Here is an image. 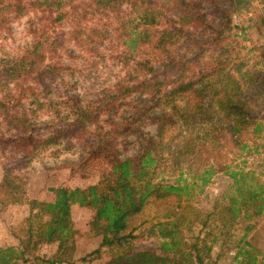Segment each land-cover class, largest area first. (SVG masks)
Here are the masks:
<instances>
[{
  "label": "trees",
  "instance_id": "16d2710c",
  "mask_svg": "<svg viewBox=\"0 0 264 264\" xmlns=\"http://www.w3.org/2000/svg\"><path fill=\"white\" fill-rule=\"evenodd\" d=\"M228 1L235 10L249 2ZM124 5L136 15L134 19L140 18L134 28H128L133 19L125 20ZM30 13H34L40 23L37 27L33 21L30 24L32 43L19 57L7 59L0 69V115H4L8 132H12L13 147L21 154L19 162H28L29 154L39 147L58 143L63 134L74 132L79 135L88 125L98 122L101 111L110 103L134 93L146 99L132 104L128 114L119 121L109 122L111 130L104 132L99 143L76 164L86 173L99 172L97 181L84 187L51 188L52 201L34 200L33 205L39 210L35 214L40 219L38 227L30 226L28 236L18 246H0V264L26 263L29 261L27 255L42 244L57 242L58 251L70 245L75 234L71 221L74 206L86 207L95 213V224L105 226L102 246H112L114 240L120 243L135 237L125 233L131 219L146 205L173 197L180 210H171L165 217L167 220L158 223L162 240L157 247L165 257L152 255L147 259L122 253L108 264H164L169 261L172 264H217L207 262L206 258L212 253L218 237L212 238L213 244H208L197 234L185 249L183 240L187 237L181 229L185 217L183 210L204 192L217 172L223 171L232 179L230 187L235 194L226 197L228 201L221 207L231 220L226 217L219 225H214V232H223L227 220L234 223L238 218L253 222L246 227L249 232L264 214V183L256 181L255 171L244 168L229 171L230 166L214 162L204 165L210 154L221 153L222 141L229 142L232 138L240 143V150H245L249 145L241 140L242 132L250 128L253 133L264 131L253 104L264 95V70L242 72L240 67L238 76L227 71L234 46L226 43L227 38L236 45L235 38L241 37L245 41L246 30L253 27L264 32V15H259L253 25L233 27L241 29L239 35L221 37V31L220 37L216 34L209 40L196 41L194 30L205 27L206 14L200 12L198 4L187 0H0V36L9 31L12 19ZM64 21L69 22L68 29L59 31L62 25L57 24ZM233 28L227 30L231 32ZM115 33H119L117 40L129 53L126 61H133L128 69L129 78L107 87L92 104L75 108V117L67 122L66 129L55 128L47 138L34 139L31 131L36 129L35 123L26 114L12 113L11 102L35 94L33 84H44L46 79L64 69L58 49L63 47L66 39L80 50L89 52L95 44L110 40ZM238 48L237 52H240L244 46ZM260 48L264 59V42ZM217 51L219 55L212 58L215 65L209 69L208 57ZM245 83L247 87L242 86ZM156 108H160L158 113H154ZM148 125L156 126V136L143 137L142 128ZM190 127L196 129L191 131ZM169 130H177L176 138L184 139V144L173 152L172 169L180 172L179 179L174 182L157 179L160 144ZM192 134H195L194 139L190 137ZM119 135H139L141 152L121 158L114 150ZM199 140L204 143L201 153L205 158H200L197 164L204 166L201 172L194 170V181L189 182L182 179V170L188 168L189 171L191 163L195 165L197 150L201 148L195 146V142ZM5 142L9 140L5 139ZM248 206L254 210L250 211ZM194 214V223L203 227L213 215L208 212L205 219L195 210ZM247 246L249 244L245 242L238 255L249 254L247 264H264V257L258 258L256 250L255 255L250 256L252 252L245 249Z\"/></svg>",
  "mask_w": 264,
  "mask_h": 264
},
{
  "label": "rangeland",
  "instance_id": "374dc122",
  "mask_svg": "<svg viewBox=\"0 0 264 264\" xmlns=\"http://www.w3.org/2000/svg\"><path fill=\"white\" fill-rule=\"evenodd\" d=\"M187 1L198 4L200 12L206 14L205 27L194 30L196 41L209 40L216 34L220 37L221 31V37L235 33L239 35L241 29L233 27L253 25L259 15H264V0H246L249 1L248 4H241L239 10H235L228 0ZM122 10L127 12L125 20L133 19L128 24V28H134L140 23L138 20L140 18L134 19L136 15L130 11L128 5H124ZM37 18L34 13H30L11 20L9 31L0 36V69L6 65L7 59L19 57L30 46L33 38L29 27L32 21L35 27L40 25ZM67 23L69 22L64 21L57 24L62 25L61 28H58L59 31L68 29ZM227 28H233V30L229 32ZM118 35L119 33L112 34L110 40L95 44L93 51L89 52L80 50L74 42L66 39L63 47L58 49L64 69L59 70L53 78L46 79L44 84H33L35 94L11 102L12 113L19 116L26 114L35 123L36 129L31 131L34 139L47 138L55 128L66 129L67 122L75 117V108H83L86 104H92L102 96L107 87L118 80L129 78L128 69L133 61L130 60V63L126 61L129 53H127L126 47L118 42ZM230 41L231 39L227 38L226 43H231L234 49L229 57L227 71L230 70L238 76L240 73L237 69L240 67L242 72L264 70V59L260 48L264 42L262 30L255 27L247 29L245 41L241 37L234 39V42H238L237 45L233 43V40ZM240 46H244V48L237 52ZM250 49L253 51L249 52ZM173 53L179 54L176 51ZM211 55L208 57L209 69L215 65L212 58L218 56L219 51L213 52ZM242 86L247 87L248 85L245 83ZM1 97L0 93V99ZM145 99V96L134 93L126 99L108 104L101 111L102 114L97 123L88 125L79 135H74V132L65 136L63 134L58 138V143L39 147L34 153L29 154L28 162L25 160L19 162L21 154L17 153L13 147L12 132H8V124L4 115H0V246H18L21 240L28 236L30 226L35 229L38 227L40 219L35 214L39 210L38 207H35L36 205H33V202L34 200L52 201L54 193L50 191L51 188L84 187L97 181L99 172L86 173L76 164H79L82 158L87 156L88 151L99 143V138L104 132L111 130L109 122L119 121L128 114L132 104ZM253 104L258 121L262 122L264 120V95L258 97ZM182 105L180 103V106ZM159 110L160 108H156L154 113H158ZM190 129L194 131L196 127H190ZM142 132L143 137L144 135L147 137L156 136L157 128L154 125H148L142 128ZM176 133L177 130H169L160 144L161 157L157 169V179L162 178L167 182H174L180 177V172L173 171L171 165L173 152L184 144V139L176 138ZM116 135L117 133H115V137ZM194 135L192 134L190 137L194 139ZM197 135L201 136L199 133ZM174 138L176 139L174 140ZM5 139H8L9 142H5ZM140 139L139 135L127 137L119 135L116 138L114 150L121 158L134 156L141 152ZM241 140L249 145L247 149L240 150V143L232 141V138L229 142L222 141L221 153L210 154V159L204 165L214 162L230 166L229 171L240 168L252 170L256 173V181L264 183V131L260 134L253 133L250 128L242 132ZM203 144L200 140L195 142V146H201L197 150L196 163L195 165L191 163L190 172L187 170L188 168L182 170V179L193 182L194 170L198 172L203 170L204 165L197 164L200 158H205L203 157L204 153H201ZM231 184L232 179L226 172H217L204 188V192L195 200L193 198L190 206L183 210L185 217L181 229L184 231V236L187 237L186 240H183L185 249L197 234L200 238H205L208 244H213L212 238L218 237L217 242L213 244L212 253L206 258L207 262L247 264L250 258L249 254L238 255V251L245 242L249 244L245 249L252 252L250 256L253 257L257 251L259 252L258 258L264 257V224L262 223L264 214L249 232H246V227L252 225L253 222H247L240 218L234 223L227 220L223 232H219L220 230L214 232V225H219L222 220H226V217L231 220L228 214L221 211L222 204L228 201L226 197L235 194V191L230 187ZM177 203V199L173 197L167 200L153 201L146 205L140 213L131 219L125 233V235L131 233L135 237H129L120 243L114 240L112 246H102L105 226L103 223L100 226L95 224V213L89 208L74 206L71 209V221L75 234L70 245L58 251L57 242L42 244L34 249L32 254L27 255L29 261L20 262V264H108L112 258L122 253L136 254L147 259L152 255L164 256L157 247L162 240L159 237L158 223L167 220L165 217L171 210H180ZM248 208L250 211L254 210L252 206H248ZM194 210L205 219L208 212L213 213L207 226L203 227L198 222L194 223ZM189 225L191 226L190 230H188ZM109 238L112 239L111 236ZM254 250L256 251L254 252ZM164 264H172V261Z\"/></svg>",
  "mask_w": 264,
  "mask_h": 264
},
{
  "label": "built area",
  "instance_id": "2783aa9c",
  "mask_svg": "<svg viewBox=\"0 0 264 264\" xmlns=\"http://www.w3.org/2000/svg\"><path fill=\"white\" fill-rule=\"evenodd\" d=\"M263 125H264V120L262 121ZM262 223L264 224V217L262 218Z\"/></svg>",
  "mask_w": 264,
  "mask_h": 264
}]
</instances>
